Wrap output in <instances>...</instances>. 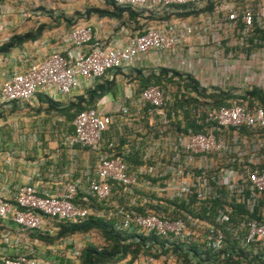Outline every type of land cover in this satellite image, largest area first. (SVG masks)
Here are the masks:
<instances>
[{"label":"built area","instance_id":"1","mask_svg":"<svg viewBox=\"0 0 264 264\" xmlns=\"http://www.w3.org/2000/svg\"><path fill=\"white\" fill-rule=\"evenodd\" d=\"M216 1L112 0L115 6L142 12L141 17L148 13L169 14L175 9L198 10ZM209 16L214 21L209 20L208 27L221 29L240 23L243 32H252L253 28L261 30L264 0H231L224 9L213 6ZM208 27L171 22L146 27L141 33L136 31L123 45H102L95 41L89 25H73L64 37L70 47L68 51L51 50L40 60L23 62L26 64L23 68L11 71L2 79L0 105L3 106L22 107L38 95L55 102L74 101L100 80L111 79V74L120 76L125 86L116 85L125 90L117 98L116 95L111 98L114 105L110 110L96 104L75 114L69 132L61 134L63 147L81 149L92 158V163L85 164L77 177L59 191L44 189L39 187L40 172L34 170L9 198L0 197V222L11 224L9 230L0 234V244L16 246L32 234L57 233L58 224H77L96 217L112 220L118 231L167 240L165 253L157 257L164 264H183V258L189 264H212L213 260L222 261L228 256L233 261L227 264H238L234 260H239V264H259L258 259L263 264L264 208H259L258 203L264 193V170L254 163L238 169L217 170L211 163L208 165L206 158L228 155L234 147L245 145L246 136L238 131L263 129L264 110L248 108L237 101L218 107H173L183 90L156 85L138 90L135 80L125 84L122 76L129 70H145L151 66L169 68L176 47L186 37L204 32ZM185 117L209 127L204 132L183 131ZM15 134L19 141L27 138L37 141L32 133ZM45 174L52 175L51 171ZM112 195L122 204L104 213ZM89 199L100 205L101 210L87 206ZM214 200L222 203L210 215L209 207ZM181 203L190 213L181 208ZM236 206H242L245 212L232 220ZM202 207L206 208L207 218L199 217ZM254 214L258 220L252 217ZM11 231L14 244L9 242ZM233 240L248 253L246 258L236 250L231 251L229 241ZM171 244L180 249L179 257L172 253ZM151 253L155 250L151 249ZM204 253H208V261ZM72 254L62 255L64 261L79 264L80 252ZM150 255L145 256L148 261L154 259ZM0 264L57 262L36 257L32 244L26 243L23 251L14 257L1 255Z\"/></svg>","mask_w":264,"mask_h":264},{"label":"rangeland","instance_id":"2","mask_svg":"<svg viewBox=\"0 0 264 264\" xmlns=\"http://www.w3.org/2000/svg\"><path fill=\"white\" fill-rule=\"evenodd\" d=\"M230 4L231 0H217L214 6L224 9ZM204 7L201 9H204ZM88 8L104 9L106 4L103 0H0V45L7 42L12 35L33 32L39 25L43 27L39 40L45 39L39 47L43 48L46 44L60 42L72 25L76 23L86 24L89 18L99 19L93 14L88 17L84 16L83 11ZM198 10H195L194 14H190L187 17L176 16L175 11L161 19L144 17L138 21H131L125 17L120 20L103 18L101 30H104V38L101 39L99 44L105 45L112 37L117 35L122 38L130 37L136 31L143 30L146 27H159L171 22H184L186 25L200 27L211 25L209 23L214 21V17L209 16V12ZM224 12V10L221 12V20L224 18ZM22 14L27 16L22 17ZM159 16L162 15L156 17ZM51 29H55V31H51ZM122 29L126 31L125 34L120 33ZM251 33L243 32L238 25H227L221 29L210 26L204 32L194 33L186 37L185 41L176 47V53L170 61L169 68L151 66L147 68V71L156 72L162 68L174 71L181 76L188 75L207 93L219 90L233 96H239L251 88L264 90V43L258 47L250 45L247 39ZM32 46V42L25 43V51L29 50L32 53L33 48L36 49V47ZM18 55H21V49L13 51L12 56L14 58L9 56L6 58L2 57L3 59H0V70H8L7 62L10 59H17ZM36 59V54L29 58L31 61ZM22 64V60L15 64L12 63L9 69H17ZM6 76L7 74L3 72V74H0V79L2 80ZM125 79V84L131 82L128 78ZM167 87H174V85L168 84L165 88ZM230 101L239 100L231 99ZM67 102L68 100L65 99L61 103L65 105ZM26 107L23 105L21 108L25 110H21L13 105L9 109L4 110V113L1 112L3 108H0V123L23 124V122L27 123L28 121L36 122L43 127L40 132L36 130L41 137L45 132L46 135L69 132L71 120L62 117L54 109L46 108V106L42 108L39 105ZM2 127L0 126V130ZM21 129H23V126L11 133L4 134V132H0V136H14L17 135L15 132L20 133ZM231 154V156L236 157L237 164L240 167L248 163H254V165L264 163V133L262 135L257 133L251 138L247 137L245 145L238 147V149L234 147ZM231 156L223 154L207 157L206 162L208 165L211 163L212 167L218 170L227 167L225 165L232 161ZM122 199L125 202L128 201L124 197ZM120 203L116 195H112L108 200V207L104 209V213L107 212V209H113ZM92 209L101 210L95 207ZM43 240L45 241L42 244L47 247L45 249L46 253L54 255V260L57 264H72L70 260H66L67 263H64L65 258L62 255L73 256V251L80 252L89 243L96 248H102L109 244L95 230L63 237H43ZM71 250L73 251L71 252ZM152 257L154 259L157 258L155 256ZM181 262L185 264L183 261Z\"/></svg>","mask_w":264,"mask_h":264},{"label":"trees","instance_id":"3","mask_svg":"<svg viewBox=\"0 0 264 264\" xmlns=\"http://www.w3.org/2000/svg\"><path fill=\"white\" fill-rule=\"evenodd\" d=\"M106 4V8L98 9V8H88L83 11L84 16L88 17L90 14L96 15L98 18H109L113 20H120L121 18H127L131 21H138L141 18H165L168 14L163 13L162 16L156 17L154 13H148V15L141 17V13L139 11L131 10L130 8H122L115 6L112 0H103ZM214 3H208L204 9H200L198 11H206L211 12L213 9ZM183 8V7H182ZM176 16L178 17H187L190 14H194L196 11H182L175 9ZM174 11V12H175ZM238 26L241 28L240 23ZM43 27L41 25L37 26L33 32H26L21 35H12L7 42L0 45V55H5L9 53L11 49L19 48L23 44L27 42H34L39 39L41 35ZM143 30L137 31L141 33ZM250 45H254L256 47L262 45L264 43V27L263 29L253 28V31L250 37L247 39ZM255 41V43H253ZM116 73V72H115ZM116 74H119L116 73ZM124 78H128L129 80L136 81V87L139 90L147 85H156L160 87H165L166 85H174L178 89L184 91L179 100H175L172 104L173 107H181L182 105H192V106H212L218 107L222 105H229L231 99L239 100L237 101L239 104H243L248 108L252 107H260L264 110V90H260L257 88H251L246 91L243 95L233 96L228 93L222 91H212L207 93L204 89L199 87L198 83L193 80L190 76L184 75L169 71L166 69H159L156 73L148 72L145 70H129V72L125 75H122ZM117 86L116 80L114 77L111 79H102L98 83H96L93 88L87 89L80 96L75 97L74 101H68L65 105L61 102H55L48 99L45 96L38 95L37 100L41 103L45 104L46 108L54 109L59 115L67 118L68 120H72V118L78 112L94 107L99 101H101L106 95H109L111 98H114L116 95ZM192 93L193 95H190ZM176 129L178 125H175ZM209 127V124H195L194 120L185 117V125L183 131L186 129H190L195 132H204ZM241 135L247 137H253L260 133L261 135L264 133V128L256 131L240 129L238 131ZM218 134V132H215ZM229 134V132H228ZM231 156L232 154H228ZM231 162H227L225 166L231 167L233 169H238L240 166L237 164L236 157L231 156ZM135 163H140L135 161ZM258 169L264 170V163L257 165ZM79 201V199H78ZM222 203L220 200H214L211 202L209 207V214L211 215L214 212L216 206ZM89 207H95L97 209H101L100 205H98L93 199H89L88 203H86ZM173 205L174 202H172ZM181 208L186 212L190 213L186 210V208L181 203ZM258 207L264 208V193L259 200ZM256 208V212H257ZM206 208L202 207L199 212L200 218L205 217ZM244 209L242 206H236L233 208L231 219L239 217V215L244 214ZM255 212V213H256ZM254 214V218L259 219ZM264 222V218L261 219ZM114 222L112 220H105L102 218L89 217L86 221L77 223V224H58L59 230L56 233L55 237H63L65 235L75 234V233H86L90 230H95L101 234V236L106 240L109 244L97 249L92 245L85 246L80 251L79 256V264H109L115 261H118L124 258L127 254L130 255L131 259H134L139 254H151L152 256L158 257L163 255L166 250V246L169 245L167 240L155 237L154 235H150L149 237H143L137 235L135 233H130L127 231H118L115 230L113 226ZM230 249L233 252L237 251V254L242 256V258H246L248 253L244 252V249H241L238 246L236 241H229ZM172 246V253L177 255V252L180 251L177 245ZM151 249L155 250V253H151ZM193 252L196 254V250L193 248ZM205 256L208 253H204ZM205 261H208L207 256L205 257ZM256 260V259H252ZM185 264H189V261L185 258L182 259ZM229 261H233V259L228 256L226 259L222 261H212V264H227ZM202 262V261H200ZM234 262L239 264V260H234ZM259 264H261V260L258 259ZM264 264V262H263Z\"/></svg>","mask_w":264,"mask_h":264},{"label":"crops","instance_id":"4","mask_svg":"<svg viewBox=\"0 0 264 264\" xmlns=\"http://www.w3.org/2000/svg\"><path fill=\"white\" fill-rule=\"evenodd\" d=\"M25 15V14H22ZM21 15V16H22ZM27 16V15H26ZM23 17V16H22ZM102 20L103 18L99 19H92L89 18L85 23H76L74 25H89L93 31H94V38L95 41L98 43L101 41L103 37L104 30L102 28ZM184 23V22H183ZM73 26V25H72ZM70 29V28H69ZM51 31H55V29H51ZM69 31V30H68ZM125 34L126 31H123V29L120 31V33ZM119 33V34H120ZM128 37H112L107 44L116 43L117 45H123ZM45 39H38L34 42H32L33 46L36 47L33 48V52L30 53V51H25L23 44L19 48H14L9 51V53L5 55H0V59L2 57L6 58L9 56L10 58L13 57L12 53L14 50L21 49V55L17 56V59H10L7 63V69L5 71L0 70V74L8 75L11 71L15 69H9L13 64L16 62H29V58L31 56L37 55L36 60L42 59L46 54H48L51 50H66L68 51L70 47L64 42V37L61 39L60 42H55L52 44H46L43 48L39 47ZM14 58V57H13ZM3 59V58H2ZM6 60V59H4ZM23 63L20 65L19 68H23L26 64ZM112 77L115 78L116 84H120L125 86L122 82V79L119 75H112ZM108 77V75L106 76ZM2 80L0 79V82ZM117 86L116 91V98L118 95L123 93V89L121 86ZM125 90V89H124ZM63 100V99H59ZM41 106L42 108L45 106V104L41 103L39 100L34 99L31 100L29 104L25 105L26 108L33 107V106ZM97 105L104 110H110L113 108L114 101L111 100V97L109 95H106L101 101L97 103ZM12 106V105H11ZM11 106H3L0 105V108L2 109V113H4V110L9 109ZM29 106V107H28ZM17 109H22L21 107H17ZM8 122V120H7ZM0 126H3L0 132L5 133H11L15 130H19L21 126H23V129H21V132L28 135V133L34 134V136L37 137V141H31V139H26L25 141H19V138L17 135H11V136H0V197L2 198H9L14 189L25 183L28 175L31 173V171L38 170L41 174L39 182V187L44 189H51V190H60L63 188V186L69 182L72 178H75L79 175V171L82 169V167L85 164H91L92 158L91 156L81 150V149H75V150H68L60 143L61 134L53 133L52 135H39L37 131H41L43 129L42 125H38L36 122L28 121L27 123L23 122L21 123H0ZM31 130H33L31 132ZM55 132V131H54ZM7 136V138H6ZM47 171H51L52 175H46L45 173ZM11 227V224L9 222H0V234L4 231L9 230ZM9 236V242L14 244V236L12 234ZM55 237L56 233L51 232L49 236H41L32 234L29 235V237L25 238L21 243L18 245H11L6 246L4 244H0V256L5 257H14L17 254H19L21 251H23V247L26 243H31L34 250L36 257L44 260H54L55 257H53L51 254H47L45 249V245L42 244L45 240H43V237ZM144 254L137 255L134 259L130 258V255L127 254L124 258L115 261L113 263L109 264H164L163 261H161L160 258L152 259L151 261H148ZM64 263H66L64 261ZM167 264V263H165Z\"/></svg>","mask_w":264,"mask_h":264}]
</instances>
